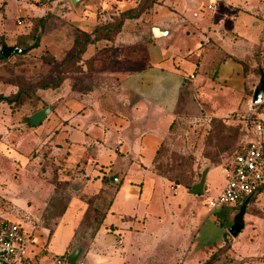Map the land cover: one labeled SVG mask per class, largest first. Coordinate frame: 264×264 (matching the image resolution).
<instances>
[{"label": "crops", "instance_id": "1", "mask_svg": "<svg viewBox=\"0 0 264 264\" xmlns=\"http://www.w3.org/2000/svg\"><path fill=\"white\" fill-rule=\"evenodd\" d=\"M59 1L0 0V36L9 45H17L20 36L30 33L31 17L49 14L40 45L0 62V79L8 81L4 94L9 95L49 75L53 83L56 72L63 74L58 86L38 90L40 95L51 92L54 100L49 104H55L53 110L69 115L54 145L70 151L69 165L76 166L80 161L86 166L85 175L90 178L82 185L90 195L104 185L102 179L108 172L101 169L117 166L120 181L113 201L98 231L92 239L83 241L87 245L82 261L206 263L221 241L218 246L211 245V234L197 240L200 222L196 209L186 201L198 194L156 173L153 160L172 131L181 92L190 81L216 85L231 94L232 101L219 108L221 117L251 105L244 96L249 84L250 88L255 86L257 54H264V0H161L140 17L126 19L114 40L88 44L75 65L65 71H60L62 60L74 52L80 30L92 33L101 24L99 7L106 11L102 14L106 19L111 9L120 13L139 0H83L79 10L71 0L64 1L67 8L60 9ZM209 3H214V8H209ZM12 4L14 15H10ZM14 17L22 19L14 24ZM154 26L167 32L156 37ZM46 52L53 61L43 57ZM12 112L9 104L0 108V131L9 129ZM203 157L213 161L209 155ZM228 168L213 166L205 194L215 186L219 170L224 171L225 178L210 197L222 192ZM31 179H35L29 188L33 197L18 215L9 216L30 235V253L24 264L28 260L66 264L76 246V232L88 203L74 198L61 215L48 217L54 186L40 176ZM73 183L81 188L78 182ZM232 210L222 207L219 215L228 218ZM254 248L249 245L245 252ZM211 264L227 263L216 259Z\"/></svg>", "mask_w": 264, "mask_h": 264}, {"label": "rangeland", "instance_id": "2", "mask_svg": "<svg viewBox=\"0 0 264 264\" xmlns=\"http://www.w3.org/2000/svg\"><path fill=\"white\" fill-rule=\"evenodd\" d=\"M64 1L66 2V0L59 1L60 9L67 8L68 5H65ZM14 8V4H12L10 15L16 14ZM98 11L101 24L119 17V13H113L116 12L114 9L110 10L109 16L106 15V19H103L102 16V14H106V11H102V7H99ZM192 12L190 11V14ZM18 19H22V17H14L12 22L18 24ZM175 44L177 45V40H175ZM45 57L49 59L51 54L47 52ZM261 57V52H259L256 68L259 66ZM59 75L62 74L56 72L57 79ZM52 77L49 75L48 79L43 80L51 81ZM259 79L260 76L256 69L253 77L255 86ZM7 82V80L0 79V94L8 91ZM250 85L249 91L244 96V101H249L251 105L243 111L234 110L227 116L221 117L219 108L232 101L231 94L217 88L216 85L190 81L181 92L173 128L164 143L163 160L171 162L176 158L188 161L191 163L190 168L195 173L199 171L202 173L208 165L230 167V162L236 151L248 139H253V133L247 129L248 118L251 116L260 119L264 124V93L262 103L252 104L255 86L250 88ZM115 91L116 87L114 86L113 92ZM45 93L40 95L43 100L37 102L39 108L43 103L49 104L54 100L51 92ZM7 107V102H0V108ZM31 112L32 109L28 105L14 109L11 123L8 124L9 129L0 131V219L11 220L9 216L18 215L23 204L31 200L33 196L29 194L32 192L29 188L34 185L35 181L31 177L40 176L45 182L54 186L53 197L62 198L66 203L74 198L85 201L88 196H91L85 192L84 185H82L90 178L85 175L86 166L81 165L80 161L76 163L77 159L74 161L76 166L69 165L70 151L58 147L59 145H54V141L68 123L67 116L69 115L67 113L60 115L55 108L50 113L49 119L42 122L43 127L41 128L27 122V116ZM87 148L88 146L85 150ZM207 155L213 161L209 162L203 157ZM111 166L110 168L107 166V170L101 169V172H108L107 176L112 175L117 171V166ZM218 174L216 184L211 190H208L204 195H197L192 200L186 201L196 209V219L200 222L197 227L199 231L197 240H204L211 234V245L218 246L221 241L216 250L215 260L221 259L227 264H264V190L246 205V212L243 216L245 228L240 237H233L229 229L235 221V214L242 207L234 208L231 216L223 218L219 215L220 208L211 209L209 206L210 196L216 193V189L222 185L225 178L223 170H219ZM72 182H78L81 188L73 189ZM115 187L104 184L101 187L100 196L95 199L94 203L101 201L102 206L104 203L107 204L114 195ZM58 210L57 206V209L51 208L46 214L48 217H52ZM94 223L93 214L89 213V217L76 232L74 245L92 239ZM249 245L255 248L246 253V247ZM25 264H38V262L28 260Z\"/></svg>", "mask_w": 264, "mask_h": 264}, {"label": "trees", "instance_id": "3", "mask_svg": "<svg viewBox=\"0 0 264 264\" xmlns=\"http://www.w3.org/2000/svg\"><path fill=\"white\" fill-rule=\"evenodd\" d=\"M161 0H139L138 4L130 9L121 11L119 13V17L114 20L112 18V21L106 22L104 24H99L95 27L94 31L92 33H88L84 30H80L78 36L75 39L76 48L72 55L68 58H64L62 60V68L60 71H65L67 68L71 67L73 64L75 65L76 61L82 56V54L86 51L88 44L94 43L98 41L99 39H107V40H114L116 35L120 32L122 29L124 22L126 19L129 18H137L140 17L144 12L149 11L156 3H160ZM32 21V28L29 34L23 35L19 37V40L17 42V45L20 46H30L31 49L34 47H37L41 43L42 35L45 31L47 21L49 19V14H46L41 17H31ZM3 44H6V40L4 36H0V48ZM47 54V52H46ZM45 53L43 54V57L46 59ZM54 57L51 55V58L46 59L47 61L51 62L53 61ZM6 60V57L0 52V62ZM260 64L256 68H254V71L260 76L261 75V69L264 71V54L262 55V58L259 60ZM74 69H77V67H74ZM63 74L58 76V79L55 82H49L47 80H42L38 82V84L30 87H24L21 86L18 88V90L14 93H11L9 95L0 94V102L4 101L7 102L13 109L21 108L25 105H28L32 112H35L36 110L40 109L37 106V102L42 101L40 94L38 93V90L40 88H49V87H56L58 86L62 79ZM44 102V101H43ZM262 103V102H261ZM47 103H43L42 107L46 106ZM41 107V108H42ZM30 115V114H29ZM27 116V122L30 125H33V123L30 120V116ZM174 123V122H173ZM173 128V124L171 125ZM167 139V138H166ZM164 142L160 145L159 149L156 152V156L153 160L152 169L169 179L175 184L183 185L186 188H190L192 183L201 176V171L195 173L190 168V162L182 160V159H173L171 162H165L163 160L164 157ZM216 164V163H215ZM229 167V166H228ZM103 183L104 184H110L118 187V184H114L110 180V176L105 175L103 177ZM115 187V188H116ZM264 190V186L261 189V191ZM102 192V189L99 190L98 193L93 194L91 196H88L85 201L88 203V208L86 210V213L84 215V219L82 220L81 225H83L84 221L89 217V213L93 214L94 224H93V236L98 231L100 226L103 223L104 217L109 210L111 203L113 201L114 195L111 198V200L107 204L101 205V201L98 203H94L95 199L100 196V193ZM258 194L253 195L252 197L248 198L241 204H239L238 207H242L236 214H235V221L242 222L244 224L243 216L246 212L245 208L246 205ZM94 203V204H93ZM58 206V212L54 213L55 215H61L67 206V203L62 200V198L58 197H52L50 201V209L56 208ZM216 257V253L212 255V258L209 259L205 264H211L214 258ZM67 261L68 258H66Z\"/></svg>", "mask_w": 264, "mask_h": 264}, {"label": "built area", "instance_id": "4", "mask_svg": "<svg viewBox=\"0 0 264 264\" xmlns=\"http://www.w3.org/2000/svg\"><path fill=\"white\" fill-rule=\"evenodd\" d=\"M214 8V3L208 4ZM20 23V21H19ZM247 129L253 139L241 145L226 171V184L222 192L210 197L211 209L237 208L239 204L261 192L264 186V124L249 117ZM30 235L19 222L0 219V264H24L30 253ZM66 264H71L67 261ZM77 264H87L80 261Z\"/></svg>", "mask_w": 264, "mask_h": 264}, {"label": "water", "instance_id": "5", "mask_svg": "<svg viewBox=\"0 0 264 264\" xmlns=\"http://www.w3.org/2000/svg\"><path fill=\"white\" fill-rule=\"evenodd\" d=\"M73 5L77 10L80 9L81 2L83 0H71ZM167 30H161L158 26H154V33L156 37L162 36L165 34ZM30 46H20V45H9V44H3L0 48V52L5 57H10L12 55L18 54V53H24L28 50H30ZM263 93H264V71L261 69V75L259 82L256 84L252 96V104H259L263 101ZM55 107V104H47L46 106L38 109L33 114L30 115V120L35 126H39L41 122L49 115V113L53 110ZM213 168V165H208L204 168L202 171L201 177L199 180L192 183L191 187L188 188V190L191 193L198 194V195H204L205 194V188H206V182H207V176L209 171ZM110 180L114 183H119V172H115L110 176ZM79 185L77 183L72 184V188L75 190L79 189ZM244 229V224L239 221H234L231 225L229 232L234 236L238 237L239 234ZM86 243L82 242L75 246L73 251L69 255V261L71 264H77L82 260L83 252L86 247Z\"/></svg>", "mask_w": 264, "mask_h": 264}]
</instances>
